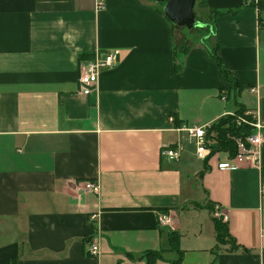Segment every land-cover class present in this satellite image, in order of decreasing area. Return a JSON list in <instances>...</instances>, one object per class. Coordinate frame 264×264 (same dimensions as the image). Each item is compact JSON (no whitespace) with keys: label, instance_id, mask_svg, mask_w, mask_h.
<instances>
[{"label":"crops","instance_id":"0c3cea01","mask_svg":"<svg viewBox=\"0 0 264 264\" xmlns=\"http://www.w3.org/2000/svg\"><path fill=\"white\" fill-rule=\"evenodd\" d=\"M104 2L0 0V264H148L170 234L181 264H264V145L256 167L202 162L180 131L243 107L264 136V4L197 0L203 27L176 41L162 4ZM110 52L81 95L79 56ZM178 142V161L162 156ZM217 208L233 250L216 242Z\"/></svg>","mask_w":264,"mask_h":264},{"label":"built area","instance_id":"2783aa9c","mask_svg":"<svg viewBox=\"0 0 264 264\" xmlns=\"http://www.w3.org/2000/svg\"><path fill=\"white\" fill-rule=\"evenodd\" d=\"M247 5H261L264 4V0H246ZM105 9L104 0H96V10L102 11ZM264 24V19H263ZM116 52H110L105 54L96 53L92 58L88 60H82L78 64V91L83 96L91 95L97 86L98 77L102 71L109 70L116 65ZM246 117H251V121L248 122L247 118L237 121V125L241 123L248 124L251 127V134L241 141L239 138H231L236 146V155L232 159L237 163H246L251 167H256L260 156L262 155V147L264 145V136L261 132V126L258 122L256 115L246 112ZM208 127H183L180 131L185 133L191 140L194 149L195 157L199 161H206L211 155L210 142L206 138V130ZM183 143L178 142L173 145H164L162 147L161 154L169 161H178L183 152ZM84 191L86 193L97 194L99 187L92 181L84 182ZM260 194L262 200H264V183L260 185ZM214 217L226 221L221 211L217 208L214 212ZM159 221L163 223L162 218L159 217ZM87 254L91 257L98 255V248L95 245H91Z\"/></svg>","mask_w":264,"mask_h":264},{"label":"trees","instance_id":"16d2710c","mask_svg":"<svg viewBox=\"0 0 264 264\" xmlns=\"http://www.w3.org/2000/svg\"><path fill=\"white\" fill-rule=\"evenodd\" d=\"M90 58H92L91 55L82 54L78 59L79 61H81L88 60ZM221 75L226 81L231 84L232 87H237V83L234 82L230 78V76L225 73L224 69H221ZM246 112L247 111L243 107H239L233 115L225 116L207 128L206 138L210 142L211 155L216 153H225L230 158H233L236 155V146L231 138H239L241 141H245V139L251 134L252 130L251 127L245 123L237 125V121L244 118H247L248 122L251 121V117H246L244 115ZM209 212L213 211L209 209ZM212 223L214 225L217 244L224 245L225 243H229L232 245L233 240L230 237L227 227L224 225V223H222L220 219H217L215 217L212 218ZM168 242V250H159L154 253H149L150 255L148 256H150V262L148 264H153L154 259H160L162 254L171 251L177 252L179 254L178 259L173 264H181L183 253H181L179 250L178 236L174 234L168 235ZM234 248V246L231 247V250H233ZM12 264H16L15 261H13Z\"/></svg>","mask_w":264,"mask_h":264},{"label":"water","instance_id":"95a60500","mask_svg":"<svg viewBox=\"0 0 264 264\" xmlns=\"http://www.w3.org/2000/svg\"><path fill=\"white\" fill-rule=\"evenodd\" d=\"M162 4L164 17L175 27L188 30L200 29L202 24L195 20L194 8L197 0H150Z\"/></svg>","mask_w":264,"mask_h":264},{"label":"rangeland","instance_id":"374dc122","mask_svg":"<svg viewBox=\"0 0 264 264\" xmlns=\"http://www.w3.org/2000/svg\"><path fill=\"white\" fill-rule=\"evenodd\" d=\"M162 5H159V7H161ZM195 10V9H194ZM194 13H195V17H196V19L198 18L197 16H196V12L194 11ZM177 30V32H179L181 35H182V38H179L181 35L179 34H177L176 35V41H182V39L184 38V37H187V36H189V37H194V36H196L197 35V33H198V31H196V30H191V31H188V29H183L182 31L180 30V28L178 29V28H176ZM176 32V33H177ZM199 35V34H198Z\"/></svg>","mask_w":264,"mask_h":264}]
</instances>
